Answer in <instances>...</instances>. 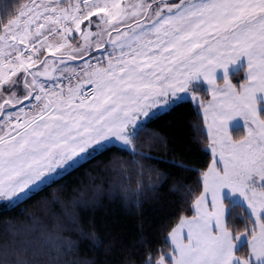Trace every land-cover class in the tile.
<instances>
[{
  "label": "snow or ice",
  "instance_id": "snow-or-ice-1",
  "mask_svg": "<svg viewBox=\"0 0 264 264\" xmlns=\"http://www.w3.org/2000/svg\"><path fill=\"white\" fill-rule=\"evenodd\" d=\"M241 58L246 78L233 83ZM196 81L211 92L193 98L216 158L195 215L169 233L172 250L140 264H264V0H28L0 18V200L54 183L89 149L119 142L142 155L133 140L152 111ZM237 117L241 139L229 131ZM240 198L254 219L234 235L225 200Z\"/></svg>",
  "mask_w": 264,
  "mask_h": 264
},
{
  "label": "trees",
  "instance_id": "trees-1",
  "mask_svg": "<svg viewBox=\"0 0 264 264\" xmlns=\"http://www.w3.org/2000/svg\"><path fill=\"white\" fill-rule=\"evenodd\" d=\"M27 1L0 0V18H12ZM243 71L232 73L234 83H243L245 78L236 79ZM201 92L206 104L209 93L203 87ZM232 135L241 139L245 131L233 129ZM209 145L202 107L182 101L147 121L133 140L134 152L142 155L109 146L19 203H0V264H140L151 254L158 259L171 251L169 233L180 219L194 214L213 160ZM227 205L234 235L252 226L243 204ZM237 254H248L247 243Z\"/></svg>",
  "mask_w": 264,
  "mask_h": 264
},
{
  "label": "rangeland",
  "instance_id": "rangeland-1",
  "mask_svg": "<svg viewBox=\"0 0 264 264\" xmlns=\"http://www.w3.org/2000/svg\"><path fill=\"white\" fill-rule=\"evenodd\" d=\"M27 2H28V1H27ZM27 2H26V3H27ZM93 19H95V17H94ZM94 30H95V29H93V31H94ZM73 35L78 36L79 34H75V33H74ZM75 63H82V62H81V61H76ZM237 63H238V64H236V65H230V66H229V76H230V79H231V80H232V78H231L232 73L238 72L239 70L246 68V58H241V60L238 61ZM240 78H241V79H242V78H246V72H245V69H244L242 75L240 74L239 76L236 77V79H239V80H240ZM217 80H218V82L221 83V85H222V83H223V69H218V70H217ZM220 81H222V82H220ZM232 82H233V80H232ZM243 82H244V81H243ZM233 83H234V82H233ZM201 87L205 88V90L208 91L209 96H210V100H211V92L208 90V89H209V86L206 84V82L196 81V82H193V83L191 84V86H190V90H189L188 93H182V94H180L181 97H183L182 99H177V100H174V101H173V100H169V103H168V105H167L166 107H158V108L154 109V110L152 111V113L150 114L148 120H149L150 118H152V117H155L156 115H159V114H162V113H164V112H167V111H168L173 105H175V104H177V103H179V102H182V101H192L194 104H199V103H198V100H199V101H202V99H203V95H202L203 93L201 92ZM193 95H195V97H197L198 100H197V99H194V98H193ZM210 100H209V101H210ZM202 111H203V108H202ZM203 114H204V111H203ZM243 124H244L243 119L240 118V117H237L236 120H233V121L230 122L229 126H230V127H234V126H242ZM206 128H207V131H208V125H207V122H206ZM239 128H241V127H239ZM208 133H209V132H208ZM112 145H119V146H123V147H125L123 144H121V143H119V142H113V143H111V144H106V146H105L104 148H100V149H98V150H96V151H93L92 149H89V152H90L91 154L88 156V158H90L92 155L96 154L97 152H99V151H101V150H103V149H105V148H107V147H109V146H112ZM88 158H87V159H88ZM215 158H216V157H215ZM87 159L82 160V161L80 162V164H81L82 162L86 161ZM74 168H75V167H74ZM72 169H73V168L68 169L67 172H69V171L72 170ZM58 171H60V170H58ZM67 172H61V175H60V176H57L56 179H58L59 177L63 176V175L66 174ZM44 186H45V185H41V188L44 187ZM33 193H34V192H33ZM31 194H32V193H31ZM31 194H30V195H31ZM30 195H29V196H30ZM27 197H28V196H27ZM27 197H24V198L21 199V200H14V201L0 200V203H2V202H7V203H10V204H16V203H19L20 201L26 199ZM240 199H241V204H243V205L245 206L248 215L251 217V219H252V221H253L254 217L251 216V214H250V210L247 208V204H246V202H244L242 198H240ZM242 232H245V231H242ZM242 232H239V233H242ZM239 241H240L241 245L246 244V243H247V238H246V237H242V239L239 240ZM247 247H248V246H247ZM249 251H250V248L248 247V253H249ZM252 261H253L254 264H256V262H255V257H252Z\"/></svg>",
  "mask_w": 264,
  "mask_h": 264
},
{
  "label": "crops",
  "instance_id": "crops-1",
  "mask_svg": "<svg viewBox=\"0 0 264 264\" xmlns=\"http://www.w3.org/2000/svg\"><path fill=\"white\" fill-rule=\"evenodd\" d=\"M245 69V72H246V68H244ZM239 127H241L244 131H245V135L247 134V129H246V127H245V125L243 124L242 126H234V127H230L229 126V131H230V133H231V135H232V130L233 129H237V128H239ZM232 137H233V135H232ZM234 139V138H233ZM210 148V147H209ZM210 151H211V148H210ZM212 152V151H211ZM212 155H213V153H212ZM215 157H214V155H213V159H214ZM211 167V166H210ZM209 199H210V197H209ZM232 199H235V198H232ZM227 201H231L232 202V200H225V206H226V208L229 210V208H228V205H227ZM240 203H241V199H240ZM193 215H195V211H194V214ZM169 240H170V236H169ZM237 243V245H238V248L241 246V243H240V241H237L236 242ZM170 244H171V241H170ZM171 250H172V246H171ZM238 255V254H237ZM254 264V263H253Z\"/></svg>",
  "mask_w": 264,
  "mask_h": 264
}]
</instances>
